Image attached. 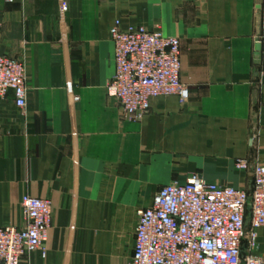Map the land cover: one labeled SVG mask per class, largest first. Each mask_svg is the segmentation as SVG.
I'll return each mask as SVG.
<instances>
[{
	"label": "crops",
	"instance_id": "1",
	"mask_svg": "<svg viewBox=\"0 0 264 264\" xmlns=\"http://www.w3.org/2000/svg\"><path fill=\"white\" fill-rule=\"evenodd\" d=\"M116 19L180 39L183 105L123 117L106 94ZM0 23L27 85L24 107L0 99V226L24 225V195L52 205L45 257L19 264H128L136 211L161 185L249 188L236 160L264 164V0H1Z\"/></svg>",
	"mask_w": 264,
	"mask_h": 264
},
{
	"label": "built area",
	"instance_id": "2",
	"mask_svg": "<svg viewBox=\"0 0 264 264\" xmlns=\"http://www.w3.org/2000/svg\"><path fill=\"white\" fill-rule=\"evenodd\" d=\"M109 35L114 73L106 94L124 118L140 120L158 97L175 95L180 104L186 102L189 90L180 80L178 37L143 25L123 28L118 19ZM10 91L15 105L24 107L26 66L19 57L0 54V99ZM235 168L250 175L249 188L216 184L197 175L161 185L151 204L136 211L128 264H264V254L257 251L258 230L264 228V164L240 158ZM21 207L23 226H0V264H19L34 251L46 255L50 199L24 195Z\"/></svg>",
	"mask_w": 264,
	"mask_h": 264
}]
</instances>
